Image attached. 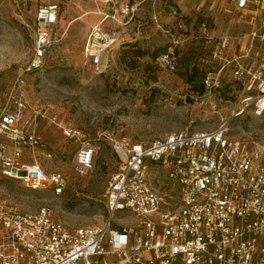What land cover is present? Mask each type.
<instances>
[{"label":"built area","instance_id":"2783aa9c","mask_svg":"<svg viewBox=\"0 0 264 264\" xmlns=\"http://www.w3.org/2000/svg\"><path fill=\"white\" fill-rule=\"evenodd\" d=\"M98 6L102 18L88 34L85 59L93 67L103 65L107 53L119 46L105 23L126 27L138 16L145 1L131 4L118 0H85ZM221 3L222 0H215ZM236 9L253 15L264 10V0H235ZM203 6V5H202ZM197 8L198 11L201 7ZM208 5L209 11H214ZM59 7L40 6L34 22V48L25 74L40 73L51 50L63 36L55 33ZM181 29L179 12L171 10ZM157 28L173 37L169 51L158 58L160 66L176 71L175 50L182 36L166 30L154 10ZM214 39L207 63L216 64L203 80L206 90L216 91L225 75L247 93L243 110L264 113V33L253 29L234 37ZM8 104L0 112V175L20 181L30 190L52 189L61 195L67 180L61 172L48 171L39 155L52 158L39 133L40 119L48 110L28 98L24 76L14 82ZM75 146L74 170L88 174L102 149L103 135L118 158L103 198L106 220L97 225L68 229L43 208L35 213L0 194V264H264V147L231 140L222 124L213 131L183 130L151 142L103 134L92 138L83 130L61 126Z\"/></svg>","mask_w":264,"mask_h":264},{"label":"rangeland","instance_id":"374dc122","mask_svg":"<svg viewBox=\"0 0 264 264\" xmlns=\"http://www.w3.org/2000/svg\"><path fill=\"white\" fill-rule=\"evenodd\" d=\"M118 1L145 2L128 26L105 23V32L120 36L119 46L96 68L85 59L84 47L102 19L97 5L85 0H0V112L8 104L14 82L24 76L29 100L48 110L51 118L40 119L38 130L53 157L39 155V162L67 180L66 189L57 195L50 188L30 190L0 175V194L24 212L51 210L53 219L70 230L101 224L107 218L103 195L117 171L118 158L103 134L151 142L183 130L208 132L226 124L231 140L264 147V113L257 115L250 107L240 114L247 93L231 71L216 91L202 85L209 69L217 67L207 63L214 39L205 37L202 24L215 38L225 33L238 38L253 29L264 33V10L252 20L253 15L237 11L235 0H173L172 5L166 0ZM49 3L59 7L55 33L63 39L51 50L42 72L25 74L34 48L36 13ZM209 3L215 13L207 9ZM172 9L179 12L181 29ZM154 10L166 30L182 36V44L174 51L178 52L174 72L158 61L172 48L173 37L157 28ZM258 51L264 54V47ZM61 126L75 127L96 139L103 135L102 149L88 174L74 170L75 146Z\"/></svg>","mask_w":264,"mask_h":264},{"label":"trees","instance_id":"16d2710c","mask_svg":"<svg viewBox=\"0 0 264 264\" xmlns=\"http://www.w3.org/2000/svg\"><path fill=\"white\" fill-rule=\"evenodd\" d=\"M166 1H168L171 5H172V2H173V0H166ZM199 19V18H198ZM201 19V18H200ZM201 22V21H200ZM177 52V51H176ZM178 53V52H177ZM177 53L174 55L175 56V63H176V55H177ZM156 55L157 54H155V57H156ZM159 58V57H158ZM203 83V82H202ZM203 85V84H202Z\"/></svg>","mask_w":264,"mask_h":264},{"label":"crops","instance_id":"0c3cea01","mask_svg":"<svg viewBox=\"0 0 264 264\" xmlns=\"http://www.w3.org/2000/svg\"><path fill=\"white\" fill-rule=\"evenodd\" d=\"M191 13V10L185 11V15H189ZM170 20V18H168Z\"/></svg>","mask_w":264,"mask_h":264}]
</instances>
